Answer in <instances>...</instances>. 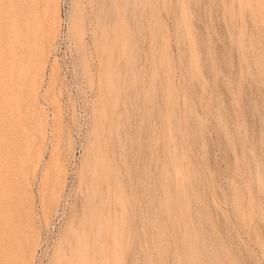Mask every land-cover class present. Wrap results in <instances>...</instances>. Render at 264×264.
<instances>
[{"label":"rangeland","instance_id":"1","mask_svg":"<svg viewBox=\"0 0 264 264\" xmlns=\"http://www.w3.org/2000/svg\"><path fill=\"white\" fill-rule=\"evenodd\" d=\"M69 1L74 170L60 0H0V264H264V0Z\"/></svg>","mask_w":264,"mask_h":264},{"label":"built area","instance_id":"2","mask_svg":"<svg viewBox=\"0 0 264 264\" xmlns=\"http://www.w3.org/2000/svg\"><path fill=\"white\" fill-rule=\"evenodd\" d=\"M70 17V1L60 0L58 33L49 60L50 65L55 66L57 71L63 119L72 137L73 152L69 167L73 169L79 162L83 145L89 135L91 97L86 88L83 92L85 95H79L81 88H84V79L72 40ZM42 105L52 117L48 106L44 103Z\"/></svg>","mask_w":264,"mask_h":264}]
</instances>
